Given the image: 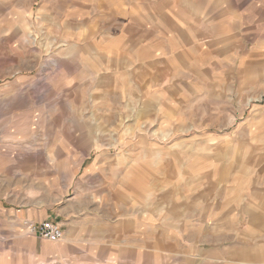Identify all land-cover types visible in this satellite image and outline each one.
Here are the masks:
<instances>
[{
	"label": "rangeland",
	"instance_id": "374dc122",
	"mask_svg": "<svg viewBox=\"0 0 264 264\" xmlns=\"http://www.w3.org/2000/svg\"><path fill=\"white\" fill-rule=\"evenodd\" d=\"M142 20L161 28L157 78L147 64L133 76ZM259 157L264 0H0L2 210L77 200L80 216L128 200L158 214L210 165L222 183ZM45 242L37 264H111Z\"/></svg>",
	"mask_w": 264,
	"mask_h": 264
},
{
	"label": "crops",
	"instance_id": "0c3cea01",
	"mask_svg": "<svg viewBox=\"0 0 264 264\" xmlns=\"http://www.w3.org/2000/svg\"><path fill=\"white\" fill-rule=\"evenodd\" d=\"M135 27L128 48L133 76L144 75L137 64H147L151 78H157L159 53L153 46L161 40V28L145 20ZM167 72L173 80V67ZM189 180L194 176L189 174ZM199 181L190 187L182 184L158 214L144 211L142 196H138L142 205L138 209L128 200L120 206L116 200L102 211L80 216L75 213L77 200L57 210L34 205L0 208V264H37L38 253L46 250L47 243L29 232L27 224L44 220L59 223L60 240L70 252L92 248L96 259L111 264L134 259L144 264L151 253H157L163 264H264V157L257 158L255 174L238 172L221 183L210 165Z\"/></svg>",
	"mask_w": 264,
	"mask_h": 264
},
{
	"label": "built area",
	"instance_id": "2783aa9c",
	"mask_svg": "<svg viewBox=\"0 0 264 264\" xmlns=\"http://www.w3.org/2000/svg\"><path fill=\"white\" fill-rule=\"evenodd\" d=\"M27 226L29 232L49 241H57L63 237L62 227L52 220H44L38 224L28 223Z\"/></svg>",
	"mask_w": 264,
	"mask_h": 264
}]
</instances>
